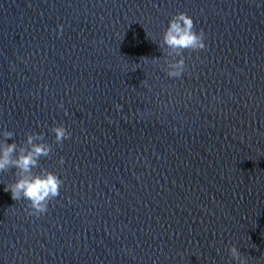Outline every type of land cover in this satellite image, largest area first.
Segmentation results:
<instances>
[{
  "label": "clouds",
  "instance_id": "clouds-1",
  "mask_svg": "<svg viewBox=\"0 0 264 264\" xmlns=\"http://www.w3.org/2000/svg\"><path fill=\"white\" fill-rule=\"evenodd\" d=\"M58 28V35H62L63 25H58ZM158 45L164 53L163 70L170 79H178L185 73V50L198 51L206 47L204 32H197L192 17L184 12L172 16ZM58 107L62 108L63 104ZM115 107L120 110L122 105L117 104ZM51 131L58 147L71 136V132L63 125L53 126ZM25 135L26 140L17 143L13 132H3L4 139L0 141V176L15 169L17 179L7 184L5 191H10L15 201H28L29 215L40 217L48 212L49 203L60 195L63 181L54 172L40 167L41 158L50 157L53 152L52 145L45 141L44 133L32 132ZM60 162L63 163V158ZM37 168L40 169L39 172L34 171ZM228 252L237 264H247L248 257L235 245Z\"/></svg>",
  "mask_w": 264,
  "mask_h": 264
},
{
  "label": "water",
  "instance_id": "water-1",
  "mask_svg": "<svg viewBox=\"0 0 264 264\" xmlns=\"http://www.w3.org/2000/svg\"><path fill=\"white\" fill-rule=\"evenodd\" d=\"M41 4L42 0H0V141L4 131L13 132Z\"/></svg>",
  "mask_w": 264,
  "mask_h": 264
}]
</instances>
